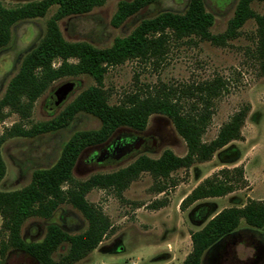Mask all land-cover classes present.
<instances>
[{"label": "rangeland", "instance_id": "rangeland-1", "mask_svg": "<svg viewBox=\"0 0 264 264\" xmlns=\"http://www.w3.org/2000/svg\"><path fill=\"white\" fill-rule=\"evenodd\" d=\"M35 1L40 0H0V3L5 8H15ZM120 1L106 0L88 13L57 20L62 38L68 43H85L97 49H106L112 46L115 39L129 36L142 20L164 11L183 13L189 2L156 0L114 27L111 20ZM238 1L202 0L205 11L213 17L212 35L226 31ZM250 7L255 13L264 14V3L253 2ZM56 11L57 6H51L43 17L22 20L11 27L10 40L0 50V101L25 55L44 37L47 23L54 18ZM255 31L256 24L249 19L238 29L237 36L223 45H214L196 37L171 38L166 53L159 59H130L107 68L101 89L106 93L110 106L121 104L129 95L148 94L164 87L180 92L199 83L221 81L224 86L212 101L213 113L201 137L205 143L212 141L222 125L236 112L245 106L249 110L240 130L242 139L231 141L216 151L210 160L173 171L166 179L154 180L150 174L141 173L120 197L112 190H91L85 198L102 212L110 228L95 249L73 264H182L191 251L190 234L200 230L211 216L226 208H240L248 200L264 201V72L255 57ZM59 64V60L52 63L53 67ZM63 86L67 95L55 105L51 97ZM95 86L94 79L86 74L55 80L34 101L27 119H21L7 107L2 108L0 135L16 124L29 129L55 120L77 95ZM185 105H190V102L186 101ZM99 128L98 119L78 113L62 129L32 138L12 137L5 140L0 148L5 166L0 191H17L26 187L31 182L33 171L48 169L56 163L63 145L73 134ZM122 134L140 138L141 144L118 161L97 162L96 158L105 145ZM166 150L176 157L186 155V145L171 121L162 114H152L143 131L120 128L106 143L85 148L74 164L72 177L76 181H84L95 174L124 168L142 155L157 159ZM234 167L243 169L246 182L241 189L221 198L199 200L180 210L181 201L201 181L221 169ZM159 185L165 188L161 193L156 191ZM160 202H164L165 206H158ZM202 208H208L210 212L200 219L197 214ZM1 222L0 218V228ZM50 224L69 236L80 234L87 227L83 216L65 203L49 218L26 219L21 225L20 237L26 243H40ZM68 247L67 243L58 245L50 258L59 262ZM0 264L39 262L20 251L9 249L4 256H0ZM201 264H264V226L254 229L241 221L233 233L205 252Z\"/></svg>", "mask_w": 264, "mask_h": 264}, {"label": "trees", "instance_id": "trees-1", "mask_svg": "<svg viewBox=\"0 0 264 264\" xmlns=\"http://www.w3.org/2000/svg\"><path fill=\"white\" fill-rule=\"evenodd\" d=\"M106 0H40L28 2L15 8H5L0 3V50L10 40L11 27L26 19L43 17L51 6L57 11L48 21L44 37L21 61L17 74L10 80L0 101V110L7 107L11 112L27 119L34 101L57 79L80 74L89 75L96 82L77 95L55 120L24 129L16 124L0 135V148L12 137L32 138L39 134L65 127L78 113L89 114L100 121L96 131H81L73 134L63 145L56 163L48 169L33 171L31 182L26 187L10 192L0 191V256L9 249L20 251L34 258L39 264H73L87 256L106 236L110 224L102 212L90 204L85 196L94 189L112 190L119 197L141 173H148L154 180L166 179L178 169L189 168L196 162H205L231 141L241 140V127L249 107L236 112L222 125L217 136L210 142L201 140L211 116L212 101L219 96L221 81L203 82L183 88L180 92L160 88L148 94L129 95L119 105L110 106L107 95L101 89L108 67L120 65L126 60L159 59L167 51L168 40L196 37L214 45H223L237 36L238 29L249 19L256 24L255 57L264 72V14L255 13L253 2L264 0H239L234 15L223 34L212 35L213 17L205 11L202 0H189L183 13L164 11L152 18L142 20L127 37L117 38L111 47L97 49L85 43L66 42L56 21L82 15L101 6ZM156 0H122L118 3L111 24L118 27L129 17L139 13ZM74 59V62H70ZM60 64L53 67L52 63ZM189 101L190 105H185ZM152 114L166 116L186 145V155L176 157L164 151L157 159L139 156L124 168L107 174H95L84 181L72 177V169L87 147L106 143L120 128L141 132ZM141 144V143H140ZM5 175V166L0 154V182ZM243 169H221L201 181L180 203V210L208 198H221L241 189L245 184ZM164 186L156 187L157 193ZM69 204L86 220V230L69 236L56 225L50 224L40 243H26L20 237L23 222L31 217L49 218L61 204ZM160 207L164 202L158 203ZM208 208L199 210L197 217L203 219ZM250 228L264 226V201L248 200L240 208L231 207L214 214L203 227L190 234L191 251L182 264H201L205 252L233 233L240 222ZM5 236V237H4ZM62 243L68 244L67 253L59 262L50 255Z\"/></svg>", "mask_w": 264, "mask_h": 264}, {"label": "water", "instance_id": "water-1", "mask_svg": "<svg viewBox=\"0 0 264 264\" xmlns=\"http://www.w3.org/2000/svg\"><path fill=\"white\" fill-rule=\"evenodd\" d=\"M66 95H67V89L65 86H63L61 89H58L52 95L51 102L54 103L55 105L59 104L65 99ZM125 138H127L129 141L125 142L124 144L118 145L116 148L112 150H107V148H104L102 152L99 154V156L96 158V161L103 163H113L115 161H118L121 157L136 150L141 143L140 138L139 139L135 138L129 134H122L116 137L111 143H115L116 141Z\"/></svg>", "mask_w": 264, "mask_h": 264}, {"label": "flooded vegetation", "instance_id": "flooded-vegetation-1", "mask_svg": "<svg viewBox=\"0 0 264 264\" xmlns=\"http://www.w3.org/2000/svg\"><path fill=\"white\" fill-rule=\"evenodd\" d=\"M128 141L129 140L127 138L120 139V140L116 141L115 143L106 144L104 148H107V150H112V149L116 148L118 145L124 144L125 142H128Z\"/></svg>", "mask_w": 264, "mask_h": 264}]
</instances>
